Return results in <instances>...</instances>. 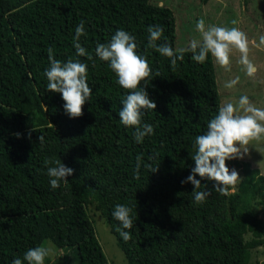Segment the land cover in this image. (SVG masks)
Segmentation results:
<instances>
[{
    "label": "trees",
    "instance_id": "obj_1",
    "mask_svg": "<svg viewBox=\"0 0 264 264\" xmlns=\"http://www.w3.org/2000/svg\"><path fill=\"white\" fill-rule=\"evenodd\" d=\"M81 20L80 43L95 59L79 57L92 95L81 115L70 118L60 94L46 89L43 70L49 48L58 59L75 58L72 39ZM152 24L163 28L158 43L166 38L177 50L174 11L152 0H0V264L48 241L64 255L73 249L78 264H113L91 210L104 218L127 264H264V175L257 168L243 162L228 195L201 179L199 190L210 192L202 203L193 202L190 182H180L194 163L192 141L221 96L212 56L199 63L186 51L170 64L147 46ZM117 28L135 35L152 69L145 88L155 107L142 119L153 132L140 143L118 117L129 90L94 55L96 43ZM59 159L74 171L53 190L46 168ZM115 203L132 208L128 240L111 216Z\"/></svg>",
    "mask_w": 264,
    "mask_h": 264
},
{
    "label": "clouds",
    "instance_id": "obj_2",
    "mask_svg": "<svg viewBox=\"0 0 264 264\" xmlns=\"http://www.w3.org/2000/svg\"><path fill=\"white\" fill-rule=\"evenodd\" d=\"M195 27L201 38L190 39L186 47L174 50L166 38L164 42L158 43L163 33L162 26L148 25L147 46L170 58L169 62L172 65L178 60H183V54L187 51L191 53L190 58L196 62L203 63L210 54L219 65L225 67L229 64V52L236 48L241 53L240 62L246 65L247 73L252 74L254 68L247 58V37L239 28L219 24L206 26L203 17L196 20ZM84 33V20H81L75 26L72 39L75 58L58 59L49 48L48 66L43 70L47 80L46 89L60 94L63 111L70 118L81 115L82 105L92 95L87 76L88 66L79 59L85 56L95 63L93 55L80 43ZM259 40L264 44V35H261ZM137 47L134 34L117 28L106 42L96 43L94 55L99 60L107 62V67L114 73L115 82L122 89L129 90L120 100L118 117L123 126L133 128V140L140 143L153 132V125L144 121L142 117L147 109H154L155 101L149 97L145 88L147 85L145 78L149 77L152 69L145 55L137 51ZM237 79L239 78L228 81V84H235ZM262 134L264 107L254 106L246 95H241L235 104L229 101L219 106L216 114L207 121L206 129L197 134L192 141L194 151L191 159L194 163L189 174L180 181L182 184L190 182L194 186L193 202L202 203L210 195L209 190L205 188L199 190L201 179L213 181V189L220 194L228 195L230 190H234L240 175L234 167L229 168L226 160L245 156L248 153L246 146L249 141L259 139ZM44 139L43 135L38 137L41 143ZM140 159V156H137V167ZM155 169L156 167L153 171ZM73 171L72 167L60 159L53 161L46 168L50 188L55 190L62 182L67 183L66 177L71 176ZM111 216L118 221L120 237L124 240L130 239L129 229L134 223L131 206L115 203ZM55 254V244L48 241L46 244L29 247L23 252L22 257H13L10 264H45V258L54 257Z\"/></svg>",
    "mask_w": 264,
    "mask_h": 264
},
{
    "label": "rangeland",
    "instance_id": "obj_3",
    "mask_svg": "<svg viewBox=\"0 0 264 264\" xmlns=\"http://www.w3.org/2000/svg\"><path fill=\"white\" fill-rule=\"evenodd\" d=\"M152 1L164 4L174 11L177 50L186 47L190 39L201 38L195 27L196 20L200 17L204 18L206 26L219 24L239 28L247 37V58L251 61L254 71L250 75L247 73L246 65L240 62L241 53L236 48L229 52L227 67L219 65L212 57L221 96L220 106L229 101L235 104L241 95H246L254 106L264 107V44H261L259 40L260 36L264 35V0ZM233 21H235L234 24ZM237 77L239 79L235 84H228V81ZM246 147H248V153L242 158L232 159L230 169L234 167L241 178L242 164L249 162L251 168H258L264 175V134L259 139L250 140ZM94 212L91 210V217L104 254L113 264H127L125 255L110 232L108 224L100 214L94 215ZM260 258L263 259L264 256ZM49 259V262L45 264H78V255L73 249L66 255L56 250L55 256Z\"/></svg>",
    "mask_w": 264,
    "mask_h": 264
}]
</instances>
